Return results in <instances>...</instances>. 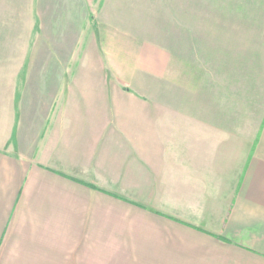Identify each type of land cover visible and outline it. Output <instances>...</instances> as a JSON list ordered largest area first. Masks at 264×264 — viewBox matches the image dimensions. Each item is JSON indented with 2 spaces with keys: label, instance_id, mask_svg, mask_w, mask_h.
I'll list each match as a JSON object with an SVG mask.
<instances>
[{
  "label": "crops",
  "instance_id": "1",
  "mask_svg": "<svg viewBox=\"0 0 264 264\" xmlns=\"http://www.w3.org/2000/svg\"><path fill=\"white\" fill-rule=\"evenodd\" d=\"M52 1L0 24V264H264V0L156 50Z\"/></svg>",
  "mask_w": 264,
  "mask_h": 264
},
{
  "label": "rangeland",
  "instance_id": "2",
  "mask_svg": "<svg viewBox=\"0 0 264 264\" xmlns=\"http://www.w3.org/2000/svg\"><path fill=\"white\" fill-rule=\"evenodd\" d=\"M105 1L107 0H56V6L45 3L42 7L47 14L55 12L57 17V14L60 13L63 34L76 29V19L83 20L87 13L90 17L93 15L92 19L89 18L94 23L95 32L98 33V29L101 30L104 24H110V20H104L103 15L108 13L110 17L118 18H113V20L111 18V21L127 31V35L135 34L136 40L141 42L143 48L148 47L156 50L157 46L164 47L169 43V40H172L173 32L181 30L183 8L185 7L189 14L186 24L188 23L191 29H196L212 27L214 23L211 21L212 14L216 13L218 16L222 15L229 19L230 13H253L258 6L256 3L260 2V0H108V10L104 11L102 7ZM51 2L53 1L51 0ZM38 3L39 0H0L1 27L37 30V12L40 7ZM109 6L111 8L116 6L117 9L109 11ZM229 23L228 21L224 22V27H228ZM96 37L99 42V34ZM146 52L142 53L143 58L146 54L149 56V52ZM92 57L94 62H98L95 55ZM150 60L148 58V61Z\"/></svg>",
  "mask_w": 264,
  "mask_h": 264
}]
</instances>
